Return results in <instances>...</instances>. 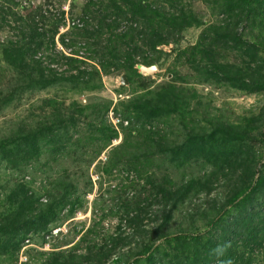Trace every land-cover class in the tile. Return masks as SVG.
I'll return each instance as SVG.
<instances>
[{"label":"trees","instance_id":"1","mask_svg":"<svg viewBox=\"0 0 264 264\" xmlns=\"http://www.w3.org/2000/svg\"><path fill=\"white\" fill-rule=\"evenodd\" d=\"M116 1L113 0L111 21L107 22L106 18L112 15L105 16L92 30L85 24L81 35L99 38L106 29L111 33V42L126 38L132 41L122 65L132 85L135 77L145 80L136 67L138 64L156 63L160 59L157 54L164 52L159 46L179 41L184 30L204 23L192 12L177 8V0H164L167 5H156L149 0ZM217 1L225 14L224 20L210 26L197 43L179 53L190 63H197L200 56L204 62L198 71L205 74L207 80H221L249 93L264 91V0ZM47 14L41 5L29 7L21 0H0V31L5 27L15 31L14 37L0 40V62L11 72L8 81L0 84V113L26 92L68 82L83 89H96L102 84L101 71L95 66L93 70L85 67L86 58L57 49L56 35L65 19L64 12L60 21H54L51 26ZM80 19L88 22L89 12L85 10ZM123 21L127 27L123 32H116ZM77 28L74 23L69 32L60 35L64 47L73 45ZM246 35L250 39L246 40ZM139 39L144 41L143 45ZM111 42L110 46L106 45L104 55L115 61L101 60L104 70L120 65L119 50ZM217 46L245 53L251 60L246 66L217 61L212 53ZM141 85L143 91L136 87L135 94L121 102V108H114L120 120L117 126L108 118L111 102L103 101L54 106L50 113L45 112L36 121L8 120L6 128H0V163L12 172H26L44 161L50 178L46 197L41 193L42 187L35 189V177L29 182L0 184V203L9 202L8 208L0 213V264H16L26 240L30 241L36 234H51L83 206L79 179L67 169L53 171L55 162L72 152L81 154L84 144H94L84 142L80 136L82 121L89 122L88 129L95 131L97 139L103 141L96 142L98 156L119 136V128L126 132L124 141L113 148L103 165L102 171L109 175L114 170L139 174L141 163L156 158L168 164L166 168L179 169L194 162L206 170L181 180L168 170L158 179L155 173L143 176L144 190L147 184L151 185L147 197L127 203L125 209L128 225L135 235L143 238L136 245L131 246L133 239L128 241L122 236L121 219L115 234L102 244L89 246L86 252H78L80 244L68 249L55 246L51 252H39L41 257L34 260L30 257L23 264H254L253 252L264 248V163L261 164L256 147L250 142L251 130L247 125L217 121L212 122L210 128L185 125L187 136L182 142L153 140L151 129L155 122L172 116L185 119L186 109L197 94L195 91L186 94V89L173 82L159 90ZM137 131H145L150 142H132L129 137ZM260 133L264 144V132ZM91 162L92 159L85 158L86 172ZM27 174L28 171L24 175ZM224 181L231 187L224 194L225 198L220 197L221 203L215 197L198 211H185L184 220L188 222L190 218V222L179 226L178 231L173 229L176 212L196 198L211 195ZM88 184L92 185L91 177ZM153 204H158L160 216L155 225L148 226L144 221L148 215L151 217ZM204 218L207 221L199 224ZM160 240L164 242L157 244ZM125 246L130 247L127 252L118 251Z\"/></svg>","mask_w":264,"mask_h":264},{"label":"rangeland","instance_id":"2","mask_svg":"<svg viewBox=\"0 0 264 264\" xmlns=\"http://www.w3.org/2000/svg\"><path fill=\"white\" fill-rule=\"evenodd\" d=\"M21 1L24 6H43L48 13L47 20L49 26L54 21L59 22L62 12H64L65 19L60 23L59 32L56 35L57 49L67 54L77 53L80 58H86L85 67L93 70L92 68L95 66L101 71L102 84L96 89H83L68 82L42 91L26 92L22 94L19 100L7 107L4 112L0 113V128H6L5 126L8 120L26 119L30 122L36 121L45 112L48 111L50 113L54 109V106L69 107L74 103L86 105L103 101L111 102L108 118L117 126L120 120L115 116L114 108H121V102L129 100L135 94L136 87H138V90L143 91L141 89L143 85L141 84L144 83L146 84L144 86H149L150 89H156L158 87L159 90L161 86L173 82L186 89V94L195 91L197 97L188 105L189 108L186 109L188 112H185V119H180L179 116L158 119L155 122L154 128L152 126L151 129L153 132L151 133L153 140H159L161 138L163 142H182L185 136H187L185 134V125H188L189 128H193L196 125L199 128H210L212 122L217 121L243 126L247 125L251 130L250 136L252 140L250 142L254 143L258 159L262 160L261 164L264 163V144L261 141L263 137L260 133L261 131L264 132V91L249 93L229 86L221 80H215L214 78L207 80L205 74L198 71L200 69L198 67L204 62L200 56L196 60L197 63H190L187 61L185 55L179 53L183 48L197 43L204 31L209 30L210 26L213 24L217 25L224 20L225 14H223L217 0H177L178 2L175 4L177 8H184L188 13L192 12L195 17L204 23L201 26H192L184 30L179 41L159 46L158 48L164 52L158 53L157 55L160 59L152 64L156 65L157 69L152 73H141L145 80L140 77H135L133 85L129 82L123 83L121 79L122 75L127 72L122 65L124 64V57L127 50L132 47V41L129 42L128 38H126L116 39V41L111 42L109 40L112 39L110 37L111 33L106 29L103 36L99 38L96 36L83 37L81 35L84 32L83 26L85 24L88 30H92L101 18L104 19L103 17L112 15L106 18V21L109 22L113 19L114 13L111 12L114 9L113 0ZM149 1L156 5H167L164 0ZM85 10L90 15L88 22L80 19L83 17ZM169 10L171 9H167L168 12H172ZM74 23L78 26L74 32L73 40L75 42L71 47L66 48L61 43L60 35L69 32L70 27ZM126 27L127 23L123 21L116 32H123ZM13 32L15 31L10 30L9 27H5L4 30L0 31V40L2 41L6 37H14ZM70 37L71 35L68 36L69 39ZM244 38L246 40L250 39L248 35L244 36ZM139 40L140 44L143 45L144 41ZM109 42L119 50L118 58L120 65L118 67L113 65L114 68L110 67L107 71L103 69L101 60H107L109 58L115 61L114 58H107L104 55L106 45L110 46ZM143 47L144 50H147L145 45ZM212 53L214 54L215 60L230 62L238 66H246L247 61L251 60L245 53L232 49L223 50L218 46L215 52ZM262 55L264 56V50L262 51ZM139 65L145 64L140 63L136 67L138 68ZM203 65L205 66V64ZM59 67L64 68L63 66ZM10 74V69L6 67L5 63L0 62V84H3L6 80L8 81ZM53 101L54 103H52ZM259 116H262V118L256 120ZM89 124V122L82 121L80 136L83 137L84 142H94V144H84L80 149L81 154L72 152V155L65 156L60 162L53 164V171L67 169L69 174L79 179V193L82 195L83 206L72 218L66 219L61 225L53 229L51 234H42V236L36 234L30 237V241L26 240L19 253V260L16 264H23L30 257L32 260L39 258L41 257L38 254L39 252H51L55 246H61L60 249H68L80 244L78 252H86L89 246H93L96 243L102 244L105 239L115 234L121 219H123V223L119 230L123 237H127L128 241L129 239H133L131 246H134L137 241L141 242L143 238L135 235L133 229L128 225L125 209L127 203L147 197V192H149L151 185L147 184L146 191L144 190L145 178L143 176L155 173V178L158 179L167 173L168 170V172H173L171 173L177 180H181L193 174L199 175L206 170V168H203V165L194 162L179 169L166 168L168 164H165L162 159L156 158L141 163V172L139 174L134 171L128 174L126 171L114 170L109 175L102 171L103 165L113 152V148L124 141L126 132L119 128V136L98 156L96 155L97 151H95L98 148L96 142L103 141L97 139L98 134H95V131L93 132L88 129ZM256 126L259 127L256 128ZM145 131H137L136 135H134L135 137L129 135V139L132 142H150L147 139L148 134ZM131 140L129 141L131 142ZM85 158L87 160L92 159L93 161L87 172L85 170ZM43 162L42 164L33 165L32 169H27V175H24L27 171L12 172L11 170H7L4 164L0 163V184L8 182L11 184L16 182H29L31 178L35 177V189L38 190L42 187L41 193L46 194L44 197L48 196L50 178L48 175V165H44ZM144 163H146L145 166H142ZM24 176L25 178H23ZM89 177L92 179L91 186L88 184ZM229 187H231L230 183L224 181L223 185L217 187L211 195L196 198L191 204L188 202L180 212L174 214V220L172 222L173 229L178 231L179 226L181 228L182 226L188 225L187 223L190 222V218L188 222L184 220L183 216L185 211L189 209L198 211L200 208L206 207V202H212L215 197L221 203L222 199L220 197L225 198L224 194L228 192ZM153 202L154 200H152ZM8 206V201L0 203V213L4 212ZM226 209L228 210V207ZM150 214L151 217L148 215L144 221V224L148 226L155 225L157 217L160 216L158 204H153L150 207ZM205 221H207V218L199 221V224ZM161 242L163 243L164 240L158 241L157 244ZM129 248L125 246L118 251L124 253ZM253 253L255 257L254 264H264V248H256ZM111 264L114 263L112 262Z\"/></svg>","mask_w":264,"mask_h":264},{"label":"water","instance_id":"3","mask_svg":"<svg viewBox=\"0 0 264 264\" xmlns=\"http://www.w3.org/2000/svg\"><path fill=\"white\" fill-rule=\"evenodd\" d=\"M138 69L140 70V73L146 74V73H152L154 70L157 69L156 65L146 66V65H139ZM123 83H127L128 80L126 78V75H122L121 77Z\"/></svg>","mask_w":264,"mask_h":264},{"label":"built area","instance_id":"4","mask_svg":"<svg viewBox=\"0 0 264 264\" xmlns=\"http://www.w3.org/2000/svg\"><path fill=\"white\" fill-rule=\"evenodd\" d=\"M29 241V240H28Z\"/></svg>","mask_w":264,"mask_h":264}]
</instances>
